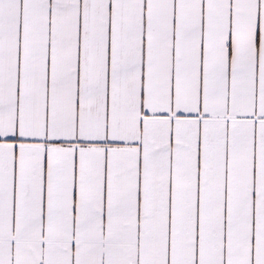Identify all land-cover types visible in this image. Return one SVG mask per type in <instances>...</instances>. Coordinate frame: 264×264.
<instances>
[{"label":"snow or ice","instance_id":"snow-or-ice-1","mask_svg":"<svg viewBox=\"0 0 264 264\" xmlns=\"http://www.w3.org/2000/svg\"><path fill=\"white\" fill-rule=\"evenodd\" d=\"M0 264H264V0H0Z\"/></svg>","mask_w":264,"mask_h":264}]
</instances>
